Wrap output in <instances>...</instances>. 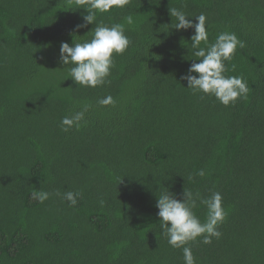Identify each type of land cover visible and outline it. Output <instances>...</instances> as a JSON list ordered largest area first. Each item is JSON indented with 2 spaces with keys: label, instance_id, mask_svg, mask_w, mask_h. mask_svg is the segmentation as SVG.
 Wrapping results in <instances>:
<instances>
[{
  "label": "trees",
  "instance_id": "1",
  "mask_svg": "<svg viewBox=\"0 0 264 264\" xmlns=\"http://www.w3.org/2000/svg\"><path fill=\"white\" fill-rule=\"evenodd\" d=\"M171 8L204 13L210 43L222 31L246 42L225 62L246 99L226 107L187 87L194 30L172 28ZM84 15L69 0H0V264H184L156 207L184 188L220 192L228 211L219 239L189 242L196 264H264V0H131L97 13L134 23L111 82L96 88L60 62L61 42L92 38L95 24L75 30ZM109 95L114 105L98 104ZM85 105L87 123L62 131ZM36 189L53 195L40 203ZM57 191L82 198L70 206Z\"/></svg>",
  "mask_w": 264,
  "mask_h": 264
},
{
  "label": "clouds",
  "instance_id": "2",
  "mask_svg": "<svg viewBox=\"0 0 264 264\" xmlns=\"http://www.w3.org/2000/svg\"><path fill=\"white\" fill-rule=\"evenodd\" d=\"M75 4L76 9L83 8L87 15L83 16V22L75 26V30L86 28L89 24H95L94 32L90 40L75 42H61L60 62L63 65H71L68 77L83 87L96 88L109 84L112 69L115 67V55H123L131 44L130 38L125 34L126 26L134 23L132 15L124 17L125 23L105 24L102 20L97 22V13L110 12L113 8H125L131 0H69ZM170 16L175 17L176 22L172 28L188 31L193 29L191 35V48L193 55L199 59H193L187 71L181 76L187 81V87L195 94L214 96L224 106L235 105L239 99H246L250 89L247 81L240 75H226L229 71L226 61H232L237 48H244L246 42L241 40L235 32L222 31L218 33L214 42H209L207 17L204 13L196 16L186 14L177 8L170 9ZM187 17H195V20ZM203 44V46H201ZM199 61V62H196ZM101 106L114 105L112 96L99 99ZM85 105L81 111L62 117L60 127L62 131L69 132L75 128L79 130L84 124L85 113L89 110ZM196 175H206L204 169H199ZM69 202L70 206L77 204V198H82V193L68 191L61 194L54 193ZM53 193L43 190H33L31 197L44 203ZM199 204L206 206L207 216L202 222L193 211ZM103 203V201H101ZM157 215L160 218L162 235L167 238L169 245L180 248L183 252L184 264H196L189 242L200 241L203 244H211L212 238L219 239L222 235L219 225L227 219L228 211L223 206L222 194L212 192L209 197H201L199 192L193 193L184 188L182 199L167 191L161 192L156 201Z\"/></svg>",
  "mask_w": 264,
  "mask_h": 264
}]
</instances>
